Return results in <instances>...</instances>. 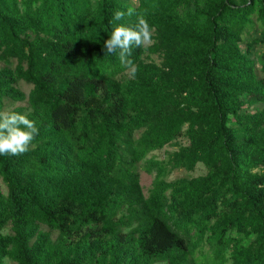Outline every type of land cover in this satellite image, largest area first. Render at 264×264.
<instances>
[{
	"label": "trees",
	"instance_id": "trees-1",
	"mask_svg": "<svg viewBox=\"0 0 264 264\" xmlns=\"http://www.w3.org/2000/svg\"><path fill=\"white\" fill-rule=\"evenodd\" d=\"M128 7L134 78L103 50ZM0 62L39 130L0 155V264H264V0H0Z\"/></svg>",
	"mask_w": 264,
	"mask_h": 264
},
{
	"label": "clouds",
	"instance_id": "clouds-1",
	"mask_svg": "<svg viewBox=\"0 0 264 264\" xmlns=\"http://www.w3.org/2000/svg\"><path fill=\"white\" fill-rule=\"evenodd\" d=\"M135 14L133 7L116 11L112 23L121 21L125 15ZM152 41V28L143 16H137L135 26L115 24L111 35L104 42L105 55H117L121 66L135 77L137 67L130 59L133 47L142 48ZM39 130L27 115L12 110L0 111V155H23L30 150Z\"/></svg>",
	"mask_w": 264,
	"mask_h": 264
},
{
	"label": "rangeland",
	"instance_id": "rangeland-1",
	"mask_svg": "<svg viewBox=\"0 0 264 264\" xmlns=\"http://www.w3.org/2000/svg\"><path fill=\"white\" fill-rule=\"evenodd\" d=\"M259 51H260V49H257L256 53H258ZM152 58L154 60H156L157 62H160L159 57L153 56ZM3 66H4V64L0 62V68H2ZM19 87L23 91H25L27 94L30 92V90L32 88L31 85H29L25 82H20ZM26 105H27V103H22V102H17V103H13V104L8 103V106L6 109L12 110L18 106H26ZM186 144H187V140L185 138H181L177 141L176 145L167 146L163 150L157 151V152L153 153L152 155L157 157L160 160H166L169 158V156L173 152H175L179 148V146L186 145ZM206 171H207L206 168L201 164H199L196 167V169L194 171H191V172H188L185 170H174L171 173V175L169 176V180H173V179L181 178V177H197V176L206 174ZM140 173H141V183H142V186L144 188V192L146 194H148L150 188L152 187L154 175H150L142 169L140 170ZM0 185L2 186V184H0ZM7 231H9V230L7 229ZM4 264H17V263H15L14 261H12L10 259H6Z\"/></svg>",
	"mask_w": 264,
	"mask_h": 264
}]
</instances>
